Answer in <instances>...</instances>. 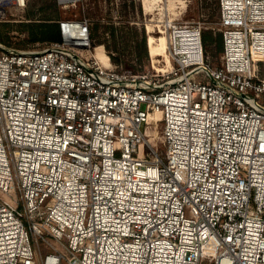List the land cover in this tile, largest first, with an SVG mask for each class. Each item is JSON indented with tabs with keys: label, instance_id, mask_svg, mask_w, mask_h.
<instances>
[{
	"label": "built area",
	"instance_id": "obj_1",
	"mask_svg": "<svg viewBox=\"0 0 264 264\" xmlns=\"http://www.w3.org/2000/svg\"><path fill=\"white\" fill-rule=\"evenodd\" d=\"M218 16V67L198 22L163 25L156 72L103 62L86 17L0 42V264H264V0Z\"/></svg>",
	"mask_w": 264,
	"mask_h": 264
},
{
	"label": "rangeland",
	"instance_id": "obj_2",
	"mask_svg": "<svg viewBox=\"0 0 264 264\" xmlns=\"http://www.w3.org/2000/svg\"><path fill=\"white\" fill-rule=\"evenodd\" d=\"M70 17L89 18L92 21V28L99 24L94 39L96 47L105 46L101 42L109 43L110 35L107 29L111 24L120 28L125 27L128 33L129 28H137L146 39L149 63L145 70L151 72H156L154 69L159 68L170 70L173 65L172 60L171 65L167 62L170 57L169 43L168 38L162 32L164 31L163 25L169 20L183 24L198 22L204 26V34H210L212 38L203 41L204 49L210 56L211 66L218 67L221 63L222 53H219L217 46L218 0H81L76 7L69 9L60 8L56 0H29L24 10L12 8L0 21V42L7 47H15L21 51H42L50 41L31 42L28 40L31 37L29 32H40L38 25L56 23L61 18ZM43 30L49 32L47 35L51 32L48 27ZM150 36L164 42L156 44L160 55L152 56L149 45ZM162 37L165 39L162 40ZM130 56L129 53L124 60V67L132 68L138 65V62ZM130 71L133 70L130 69ZM161 130V123L158 130L153 126L150 145L162 154L164 150L160 140ZM18 199L19 208L22 210L24 203L20 194H18ZM41 247L44 251H48L43 242H41Z\"/></svg>",
	"mask_w": 264,
	"mask_h": 264
},
{
	"label": "trees",
	"instance_id": "obj_3",
	"mask_svg": "<svg viewBox=\"0 0 264 264\" xmlns=\"http://www.w3.org/2000/svg\"><path fill=\"white\" fill-rule=\"evenodd\" d=\"M54 24V25H53ZM51 29L49 32L43 30V28ZM40 32H33L30 31V38L28 39L31 42H38V41H56L59 38L57 24H47V25H38ZM99 29V24L92 28V39L96 38L97 30ZM110 40L108 42H101L105 45V48L108 54L111 57L112 63L122 66L124 69H131L133 72H141L144 71L146 66L149 63V55L146 46V39L142 34L139 32L137 28H129V33L125 30V27H116L115 25L111 24L107 29ZM42 36H39V34ZM208 39H212L210 34L206 35L203 33V41H207ZM217 46L219 53L223 52V37L221 33H218L217 36ZM132 47V48H131ZM130 49V50H129ZM127 51L130 53V57L134 58L138 65L133 66L132 68L124 67V60L126 59ZM127 54V55H126ZM129 57V56H128Z\"/></svg>",
	"mask_w": 264,
	"mask_h": 264
},
{
	"label": "bare ground",
	"instance_id": "obj_4",
	"mask_svg": "<svg viewBox=\"0 0 264 264\" xmlns=\"http://www.w3.org/2000/svg\"><path fill=\"white\" fill-rule=\"evenodd\" d=\"M173 6V5H172ZM171 9H173V8H171ZM164 34H165V30L164 31H162ZM166 36V38H168V36L167 35H165ZM162 40H164L165 38H161ZM164 43L163 41L161 42V41H158L156 38H154V37H152V36H150V38H149V45H150V50H151V53H152V56H155V55H160V53L159 52H157V46H156V44L157 43ZM169 43V42H168ZM169 48V47H168ZM168 51H169V49H168ZM167 51V52H168ZM96 53H97V55L99 56V58L103 61V62H105V60H106V55L103 53V46L102 45H100V46H98L97 47V49H96ZM167 62L171 65L172 63H171V59H170V57H168V60H167ZM154 67V66H153ZM160 118V116H158L157 117V121H160L161 119H159ZM154 125V124H153ZM156 134V133H155ZM152 136V135H151ZM147 137H150V136H147ZM154 141H156V140H154Z\"/></svg>",
	"mask_w": 264,
	"mask_h": 264
}]
</instances>
